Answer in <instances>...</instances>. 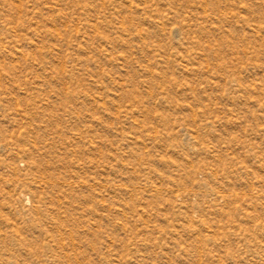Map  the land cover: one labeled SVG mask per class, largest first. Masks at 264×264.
I'll list each match as a JSON object with an SVG mask.
<instances>
[{
    "label": "rangeland",
    "instance_id": "obj_1",
    "mask_svg": "<svg viewBox=\"0 0 264 264\" xmlns=\"http://www.w3.org/2000/svg\"><path fill=\"white\" fill-rule=\"evenodd\" d=\"M0 264H264V0H0Z\"/></svg>",
    "mask_w": 264,
    "mask_h": 264
}]
</instances>
